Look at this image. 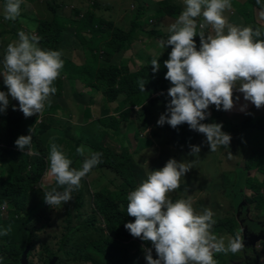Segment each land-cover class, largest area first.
<instances>
[{"label": "clouds", "instance_id": "1", "mask_svg": "<svg viewBox=\"0 0 264 264\" xmlns=\"http://www.w3.org/2000/svg\"><path fill=\"white\" fill-rule=\"evenodd\" d=\"M23 3L25 0H6L3 18L16 21L21 16ZM256 4L264 17V0H256ZM184 5L168 29L170 35L159 40L162 49L172 46L169 58L164 61L165 79L172 86L168 89L171 100L157 124L167 123L176 128L186 123L191 130L206 135L211 152L220 147L228 149L232 137L222 131V123L201 121L210 116V105L217 110L233 109L240 100L239 96L234 100V90L243 93L244 100L257 109L264 106V25L228 26L224 13L232 8V0H184ZM28 27L29 32L19 31L18 40L6 48L4 72L0 76L8 91H0V113L7 111L10 95L19 102V110L26 118L34 114L39 118L57 92L53 82L64 67V51L41 48L37 26ZM209 27L214 34H206ZM197 35L200 38L198 50L194 40ZM159 56L151 60L153 73L160 69ZM147 82L139 78L140 91H145ZM12 107L16 110L15 105ZM246 108L247 104H243L240 110ZM33 134V127H30L29 134L20 135L15 145L23 154L39 156L33 147ZM190 150L191 155L197 156L201 147L190 145ZM76 152L84 157L79 169L70 167L73 161L55 143V137L51 138L50 175L64 189L45 192L44 201L52 208L71 201L72 193L81 187L82 178L102 163V152L92 151L85 145L78 146ZM192 168V162L170 158L164 167L151 171L126 197L127 215L135 220L124 227L133 237L151 241V248L142 246L147 264H217L214 254H236L245 250L244 238L239 232L227 243L215 234L213 228L217 221L211 209L205 208L198 213L191 197L175 201L169 197V193L181 187V178ZM8 234V229L0 231V235ZM152 248L157 258H153ZM3 259L0 256V264Z\"/></svg>", "mask_w": 264, "mask_h": 264}, {"label": "rangeland", "instance_id": "2", "mask_svg": "<svg viewBox=\"0 0 264 264\" xmlns=\"http://www.w3.org/2000/svg\"><path fill=\"white\" fill-rule=\"evenodd\" d=\"M5 2L6 0H0V75L4 72L3 60L7 45L18 40L19 31L29 32V25H38L39 19L42 18L40 10L44 12V17L48 16L44 8L46 6L44 0H25V3L21 5L20 18L16 21H8L3 18ZM49 2V7L53 8L52 1L49 0ZM123 2L127 3L123 8V26L128 27L131 14L136 12L138 7L127 0H122ZM239 2L240 0H233L234 5H237V7L238 5H245ZM76 3H87L89 5L87 0H79ZM171 5L173 6L172 3ZM246 8L249 10V7ZM64 9L66 10V8ZM77 9L84 14L85 8L82 9L79 5ZM57 11L61 12L59 8ZM67 12L70 14L71 10H67ZM120 18L121 15L116 13L113 20ZM243 21L246 24L248 18L244 17ZM137 22L139 25L144 24L146 18L143 16ZM154 22V19H150L148 24L150 26L155 25ZM170 22L171 20H167L164 23ZM114 28L116 27L113 25L106 26V29L111 31ZM168 29L169 26H165L163 30L168 32ZM67 31L73 32V28L69 27L65 30V32ZM225 31H227V28ZM212 33L214 34V32ZM159 34L163 35L165 39L166 34H163L162 31ZM159 38L161 37L152 38L150 34L145 37L137 32L134 36L135 45L129 50L123 49L115 57V61L120 63L121 66H126L130 73L138 71L145 61L135 59V52L140 47L137 41H146L152 49V42L158 41ZM76 57L78 63L71 60L76 64L86 63L89 59L84 47H81V52ZM108 61L109 59L99 58V62H104L100 63L103 66L108 65ZM165 74L162 73V77H154V80L161 79L162 82H169L165 79ZM63 78L64 76L62 80ZM0 79L3 81L2 76H0ZM65 83L67 92L64 91L63 94L61 92L60 95L51 96V102L55 104L58 114H60L59 110L62 112L60 115H64L62 111L64 108L69 109L70 120L66 117L61 118L53 115L52 106L50 109L52 111L47 112L49 106H46L42 117L38 118L37 114V122L35 121L31 125L34 130L33 147L44 155L45 167L41 179L32 186L31 190L27 191V206L31 207V211L26 215L25 220L26 225L33 234L31 241L34 242L28 255L30 264H44L46 260H50V254L57 256L56 264H91L84 253L87 243L93 239L108 237L109 230L106 227L104 217L96 210L95 194L105 187L115 189L122 185L123 181L111 179L114 177L111 174L112 171L114 172L113 169L95 167L85 178H82L81 187L72 193L71 201L60 205L56 209L50 207L45 203L44 195L45 192L49 191L47 184H51L53 181L49 171L48 157L50 140L54 136L48 140V143H45L42 141L41 135L45 129H50L54 125H59L60 129L72 126L78 136L72 145L75 154L69 155L71 143L65 139L70 138L71 133L75 132H70L67 129L66 133H62V136L65 137L63 144H59L58 141H55V143L60 145L65 155L73 161L71 167L79 169L82 167L84 157L77 154L76 148L85 145L88 149L93 150L95 147L94 144L88 145L80 141L81 133L79 131H82L81 127L89 131L91 130L89 124H96L98 118L111 116V111L117 113V110H123L128 114L130 125L127 126V131L124 133V140L127 149L131 152L135 151L137 147L134 131L136 129L141 130L143 149L140 153H144L145 156L142 158L143 165L134 160L133 157L136 172L148 176L151 171L164 167L170 158H175L177 161L192 162L193 168L185 177L181 178V187L169 193V197L173 201L191 197L193 207L198 213L205 208L211 209L215 213L214 219L217 221L213 231L218 237H223L226 243L237 232L244 238V251L236 254L216 253L214 259L217 264H264V254H261L264 242V208L257 209L255 207L257 203L256 195L261 196L262 194L264 201V106L257 109L250 101L244 100L243 93L236 90H234L233 98L235 100V97L239 96L240 100L235 103L230 111L224 110L221 117L214 116L209 106L210 116L201 122L222 123V131L229 133L232 137L228 149L220 147L217 151L211 152L205 134L199 133L198 137L194 139V144H183L173 137V127L167 123L163 126L157 124V120L161 114L166 112L167 105L171 100V97L168 96V90L156 93L157 95L150 97L137 108V106L133 107L127 103L126 94L119 95L112 102L105 97L102 89L86 87L80 82H75V80L67 82L65 80ZM135 83L136 78L130 79L132 86ZM9 98L15 100L10 95ZM243 104H247L245 111L240 110ZM15 106L19 108L18 103H15ZM96 106L99 109H96ZM77 109L81 110L82 117H80ZM19 114L24 115L22 111ZM40 128L44 129L39 131ZM95 132L102 136L105 135L102 131L96 130ZM114 137L115 135H106L101 141L111 142L115 145L113 143ZM190 145L201 147V151L197 156L190 154ZM40 148L41 151H39ZM245 165L247 173H243ZM0 167L7 168L8 165L5 162H0ZM247 174L248 176H255L259 180L261 184L259 192L251 187V182L247 181ZM108 179L111 180L108 181ZM238 192L242 193V202L239 205ZM7 208V203H0V212L3 218L6 216ZM125 245L129 247L130 255L134 254V259L130 264H147L143 247L151 248V241L146 242L139 238L134 240V243L130 246L127 243ZM152 255L153 258H157L154 248H152ZM50 262L51 260L46 264Z\"/></svg>", "mask_w": 264, "mask_h": 264}, {"label": "trees", "instance_id": "3", "mask_svg": "<svg viewBox=\"0 0 264 264\" xmlns=\"http://www.w3.org/2000/svg\"><path fill=\"white\" fill-rule=\"evenodd\" d=\"M51 1L53 8L49 7V0H44L46 4L44 8L48 13L47 17H44V12L40 10L42 18L39 19L36 28L37 35L41 37L40 47L60 50L59 45L64 39L65 30L72 27V33L80 42L81 47L85 48L87 58H89L86 63L76 64L64 56L62 57L65 61L64 67L60 76L53 82V86L57 88L56 95L61 94L63 76L68 79H77L86 87L102 89L105 97L112 102L119 95L126 94L127 103L133 107L143 105L154 94L168 90L172 86L170 81L154 80V77H162V73L167 72L164 61L169 58V51L172 50L171 45L167 46L166 49L158 47V50L153 54L142 50L140 59L145 62L136 72L130 73L126 66H121L120 63L115 61V57L123 49H128L134 43V36L137 32L143 36L155 34V37H161L159 40L164 39L159 34L163 30L157 27H148V21L150 22V20L147 17L144 6H139L136 12L133 13V20L129 30L116 27L111 31L110 29H104L101 19L95 15L96 9L99 7L95 0L89 6L87 4L88 7L81 18L79 17L78 9H74L70 17L64 16L57 11L65 3L64 0ZM254 4H256V0L246 1L245 5L238 9L239 14L246 15V7L251 8ZM161 13L162 11L158 9L154 17L161 16ZM143 16L146 18V22L139 25L137 21ZM196 37L200 39L198 35ZM196 46L198 50L199 46ZM152 47H155L154 44ZM161 52L165 54H161L162 56L160 55V57L159 54ZM158 56L160 69L158 72L153 73L150 63L153 57ZM99 58L109 59L108 65L103 66L100 64L104 62H99ZM132 78H136V83L133 86L130 84V79ZM139 78H144L148 81L145 84L144 92L140 91ZM0 91L7 93V86L4 85L1 79ZM9 101L7 111L0 113V162H5L8 165L7 168L0 167V203H7L8 205L5 218L1 216L0 212V231L3 229L9 230L7 236L0 235V256L4 258L3 264H30L28 255L34 242L31 241L33 234L26 225L25 220L26 215L31 211V207L27 206V191L31 190L32 186L41 179L45 161L42 153L39 156L30 157L27 154H23L16 147V139L20 135L29 134V128L35 123L37 114L26 118L24 115L19 114L21 113L19 108L16 107V110H13L12 106L15 103L19 104V102H13L10 98ZM51 106L53 110L55 109V104L51 102L47 112L52 111L50 110ZM210 107L214 116L218 118L222 116L224 111L222 108L217 110L214 105H210ZM121 119H124L123 115ZM100 122L102 125L113 128H117L119 124V120L112 116L102 118ZM43 129L40 128L39 131ZM198 135L199 132L191 130L186 123L173 128V137L183 144H194V139ZM41 150L40 148L39 151ZM92 151L103 153L102 163L96 167L113 169L123 178V182L122 185L115 189L105 187L95 194L96 210L104 217L109 235L108 237L93 239L88 242L84 253L91 264H130L134 259V254L130 255V249L125 244L127 243L130 246V244L134 243V240L139 238L133 237L124 227L126 223L134 222L135 220V217L127 215L128 201L126 197L129 192L135 190L147 178L142 173L136 172L133 160L134 154L129 149L116 152L107 145L99 144L95 145ZM245 169L246 165L243 173H247ZM247 181L251 182V187L254 190L260 191L261 184L255 176H248L247 174ZM47 187L49 191L54 188L59 191L64 190L63 187L56 183L54 177L51 184H47ZM238 193L239 205L242 202V193ZM255 198L257 199L255 207L257 209L264 208L262 194L261 196L256 195ZM121 206H123V211ZM45 250L47 251V249ZM261 254H264V242ZM49 259L51 260L49 264L57 263L56 255L50 254ZM50 260H46L44 264Z\"/></svg>", "mask_w": 264, "mask_h": 264}, {"label": "crops", "instance_id": "4", "mask_svg": "<svg viewBox=\"0 0 264 264\" xmlns=\"http://www.w3.org/2000/svg\"><path fill=\"white\" fill-rule=\"evenodd\" d=\"M64 1H65V3L62 4L59 7V9L61 10L60 13L64 16H67V17H70V15L72 14V11L74 9H77V7L79 5L82 7V9L87 8V3H85V4L76 3L79 0L78 1L64 0ZM92 1L93 0H90L89 4H91ZM95 1L99 6L96 9L95 15L101 19V23H102V25H104V27H103L104 29H106L107 25H113L114 27H119L123 30H129V28L131 27V24H132L133 14H131L130 25L128 27L123 26V23H124L123 8L127 4L126 2L122 3V0H95ZM127 1L132 2V4H134V6H137V7L144 6L146 9V14L148 15L147 17H149V20L154 19L155 20L154 23H156L155 25H151V26L149 25L148 27H157L161 30H163L165 26L170 27V25L172 23H174V21L177 19L178 15L181 13V11L185 7L184 0H127ZM246 1H248V0H240L239 3L245 4ZM171 3L173 4V6L171 5ZM242 7L243 6H241V5H238V7H237V5H234L233 0H232V8L230 10H226L224 13L226 19L228 20V26L252 25L254 27H257V26L264 25V17H262L260 15V12L262 11L261 7L254 4L251 8H249V10L246 8V10H247L246 15H240L238 12V9L242 8ZM64 8H66V10ZM158 9H160L162 11L161 16L154 17V14ZM67 10H71V13L68 14ZM116 13L121 15V18L118 20H113L116 16ZM79 16H83V12H79ZM244 17L248 18V22L246 24L243 21ZM237 19H239V20H237ZM167 20H171V22L170 23H164ZM162 32H163V34H166L165 39H167V37H168V35H170V33L165 32L164 30ZM209 32H213L211 27H209L206 30V34ZM150 36L152 38H154L155 34H150ZM145 37H148V36H145ZM162 37H163V35H162ZM194 39H195L196 45H198L200 47V39H198L196 36L194 37ZM137 43L140 47H139V50L137 52H135V55H136L135 59L136 60L140 59V57H141L140 53L142 52V50L146 51L147 53L150 54L152 52H156L158 50V47H160L159 41L158 42L157 41L152 42V44H154V46H155L152 49L149 48V43H147L144 40H139V41H137ZM134 45H135V42L132 43L130 45V47L126 50L131 49ZM102 46H103V44H102ZM101 48H104V47H101ZM60 49H63L64 56L67 59L74 60L76 63H78V61H77L78 59L76 56L81 52V45H80V42L77 40V38L74 36V34L72 32H70V31L65 32L64 39L60 43ZM169 52H171V51H169ZM166 53H168V52H166ZM164 54H162V55H164ZM64 78H63V87L61 89L62 94L64 93V91L67 92V90L65 88V85H66L65 80H66V82L71 81V80H75V82H78V83L80 82L77 79H68L66 77H64ZM158 93H161V92H158ZM157 94H154L153 96H155ZM13 101L18 102L17 100H13ZM95 108L99 109L98 106H96ZM137 108H139V106H137ZM62 111L64 112V115H60V114H62V112L60 110H59L60 114H58L56 109H54L53 115H55L56 117H61V118L66 117V118H68V120H70V117L68 115V112L70 110L67 108H64ZM77 111L80 113V117H82L81 110L77 109ZM92 112L94 113L93 108H92ZM121 112L124 114H122ZM111 114H112L111 115L112 117H115L116 119L119 120V124H118L117 128L102 125L100 120L102 118H105V117H100V118H98V122L96 124H93V123L89 124V128L91 130L87 131L86 128L81 127L82 131H79L81 133L80 141H83L88 145H90V144L107 145L108 147H110L111 149H113L116 152H122L125 149H127L128 147L125 144L124 133L127 131V126L130 125L128 114L126 112H124L123 110H117V113H112V111H111ZM118 114H120V116H118ZM85 115H86V113H85ZM122 115L124 116V119H121ZM111 116H107V117H111ZM67 129H69L70 132H75V130L73 129L72 126H69L66 129H60L59 125H54L50 129H45L44 133L41 135V139L45 143H48L49 142L48 140L52 136H54L56 142L58 141L59 144H63V140L65 137L62 136V133L63 132L66 133ZM96 130L102 131L105 135L102 136L99 133H96L95 132ZM106 135H115V137L113 138V143H115V145H113L111 142L105 143L104 141H101V139L103 137H105ZM76 137H78V136H77V133L75 132V133H71L70 138H68V139L65 138L66 140H69L71 143L70 151L68 152L69 155L75 154L74 150L72 149V145H73V142H74ZM134 138L137 141V147H136L135 151H132L134 154V160L138 161L141 165H143L142 158L145 156V154L140 153V151L143 149V143H142V139H141V130L140 129H136L134 131ZM65 146H67V145H65ZM114 172L112 171V173H111L114 175V177L111 179L121 181L123 178L118 174V172H116V171H114ZM147 177L148 176H146L145 178H147ZM111 179H108V181H110ZM111 189H114V188L112 187Z\"/></svg>", "mask_w": 264, "mask_h": 264}]
</instances>
